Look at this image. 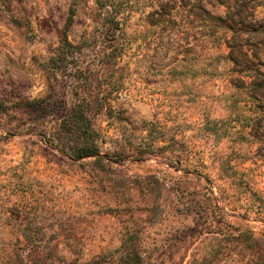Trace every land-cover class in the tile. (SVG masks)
<instances>
[{
    "label": "rangeland",
    "instance_id": "obj_1",
    "mask_svg": "<svg viewBox=\"0 0 264 264\" xmlns=\"http://www.w3.org/2000/svg\"><path fill=\"white\" fill-rule=\"evenodd\" d=\"M126 1L0 0V264L264 262V0Z\"/></svg>",
    "mask_w": 264,
    "mask_h": 264
},
{
    "label": "trees",
    "instance_id": "obj_2",
    "mask_svg": "<svg viewBox=\"0 0 264 264\" xmlns=\"http://www.w3.org/2000/svg\"><path fill=\"white\" fill-rule=\"evenodd\" d=\"M185 0H154V2H156L157 6H156V11H155V15L157 16L154 20H150L148 19L147 24L152 25V26H156V28H158V30L160 32H167L170 31L171 29H173L174 27V22H176V17L179 14V10H181V8L183 7H187V4H184ZM202 1V0H201ZM230 2V4L228 5L229 8H231V4L233 3V0L228 1ZM235 2V1H234ZM129 3V1H126V5H123V3L119 2V4L114 5V8L112 10V12L110 13V17H112L111 19H113L116 22L117 28H121V31H123L125 34H127V27H128V23L129 20L131 19V12L130 10H128L127 4ZM236 3V2H235ZM199 7L201 9L204 10V7L202 5V3L200 2ZM206 10V9H205ZM207 12V11H206ZM230 20V19H228ZM226 20L225 18L221 17L219 22H212L210 25H204L205 28L207 30H211V28L215 25H218L219 23L223 24L221 25V28L223 30H228L231 29V24L230 21ZM215 24V25H213ZM122 27H119L121 26ZM218 27V26H217ZM142 31V29H141ZM224 42L227 44L226 46L231 48L232 51L230 52V55H233V50L234 47L233 45H231L230 41L224 39ZM223 46V45H221ZM222 48V47H221ZM230 60L233 61L234 63H238L237 59H234L233 57H230ZM254 67H251L247 65V63H245V66L243 67V70L249 72L252 71L254 74H258L259 69L255 70L253 69ZM257 77V75L254 76V78L252 79V81L256 80L255 78ZM73 126L77 129H79L80 131L83 132H88L89 127L88 125L84 126V123L81 119H73ZM101 156L100 153H98V151H95L93 149L90 148L89 143L86 141V138L83 137V141L80 143L79 147H78V158H84V157H88V156ZM255 264H264L263 261H256Z\"/></svg>",
    "mask_w": 264,
    "mask_h": 264
}]
</instances>
